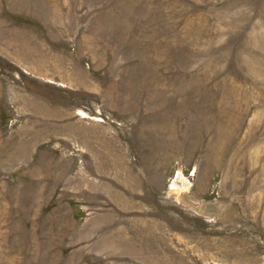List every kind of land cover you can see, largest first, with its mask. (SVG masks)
I'll list each match as a JSON object with an SVG mask.
<instances>
[{
    "label": "rangeland",
    "instance_id": "obj_1",
    "mask_svg": "<svg viewBox=\"0 0 264 264\" xmlns=\"http://www.w3.org/2000/svg\"><path fill=\"white\" fill-rule=\"evenodd\" d=\"M0 264H264V0H0Z\"/></svg>",
    "mask_w": 264,
    "mask_h": 264
}]
</instances>
